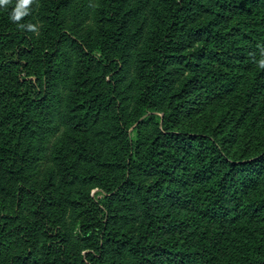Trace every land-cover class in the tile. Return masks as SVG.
Returning <instances> with one entry per match:
<instances>
[{"label":"trees","instance_id":"trees-1","mask_svg":"<svg viewBox=\"0 0 264 264\" xmlns=\"http://www.w3.org/2000/svg\"><path fill=\"white\" fill-rule=\"evenodd\" d=\"M17 3L0 264H264V0Z\"/></svg>","mask_w":264,"mask_h":264},{"label":"clouds","instance_id":"clouds-1","mask_svg":"<svg viewBox=\"0 0 264 264\" xmlns=\"http://www.w3.org/2000/svg\"><path fill=\"white\" fill-rule=\"evenodd\" d=\"M10 3V0H0V6H7ZM35 3V0H18V3L13 10L10 19H12L14 22H19L24 16L29 14L30 6ZM21 28L26 27L24 24H20ZM28 28L32 29L34 28L33 25H27ZM259 67L261 69H264V59H260Z\"/></svg>","mask_w":264,"mask_h":264},{"label":"rangeland","instance_id":"rangeland-1","mask_svg":"<svg viewBox=\"0 0 264 264\" xmlns=\"http://www.w3.org/2000/svg\"><path fill=\"white\" fill-rule=\"evenodd\" d=\"M86 1H88V0H86ZM80 5H81L80 1L77 2L76 10H78V8L80 7Z\"/></svg>","mask_w":264,"mask_h":264}]
</instances>
